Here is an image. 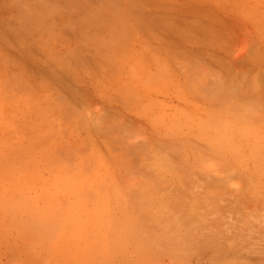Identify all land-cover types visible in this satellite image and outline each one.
I'll use <instances>...</instances> for the list:
<instances>
[{"label": "rangeland", "instance_id": "374dc122", "mask_svg": "<svg viewBox=\"0 0 264 264\" xmlns=\"http://www.w3.org/2000/svg\"><path fill=\"white\" fill-rule=\"evenodd\" d=\"M156 263L264 264V0H0V264Z\"/></svg>", "mask_w": 264, "mask_h": 264}, {"label": "bare ground", "instance_id": "6f19581e", "mask_svg": "<svg viewBox=\"0 0 264 264\" xmlns=\"http://www.w3.org/2000/svg\"><path fill=\"white\" fill-rule=\"evenodd\" d=\"M12 39H13V38H12ZM15 42H16V41H15ZM44 61H45V60H44ZM194 64H195V63H194ZM196 66H197V65H196ZM197 67H198V66H197ZM250 83H251V82H250ZM34 84H35V83H34ZM252 84H253V82H252ZM69 106H70V105H69ZM70 107H71V106H70ZM71 108H72V107H71ZM116 128H117V127H116ZM118 128H119V127H118ZM120 128H121V127H120ZM120 128H119V130H120ZM121 130H122V129H121ZM121 130H120V131H121ZM124 130H125V129H124ZM125 131H126V130H125ZM122 132H123V131H122ZM143 149H144V147H143ZM146 149H147V148H146ZM131 150H132V149H131ZM134 150H135V149H134ZM161 150H162V149H161ZM157 152H158V151H157ZM169 152H170V151H169ZM158 153H159V152H158ZM179 157H180V156H179ZM181 157H182V159H184L183 156H181ZM184 157H185V156H184ZM168 158H169V157H168ZM168 158H167V159H168ZM164 159H165V158H164ZM182 159H181V160H182ZM169 160H170V159H169ZM178 160H179V159H178ZM172 161H173V160H172ZM186 161H187V160H186ZM160 162H161V161H160ZM165 162H166V161L163 162V160H162V163L166 166L167 163H165ZM178 162H179V161H178ZM188 162H189V161H188ZM162 163H161V164H162ZM170 163H171V160H170ZM159 164H160V163H159ZM178 164H179V163H178ZM178 164H177V165H178ZM175 166H176V165H175ZM190 166H191V165H190ZM172 167H174V166H172ZM179 167H180V166H179ZM183 167H184V166H183ZM186 169H187V168H186ZM163 170H164V169H163ZM167 170H168V168H167ZM169 171H170V170H169ZM189 171H190V170H189ZM191 171H192V170H191ZM193 171H194V170H193ZM148 173H149V172H148ZM187 173H188V172H187ZM191 173H192V172H191ZM195 173H196V172H195ZM200 173H201V172H200ZM181 176H182V175H181ZM181 176H180V177H181ZM188 176H189V175H188ZM192 176H193V175H192ZM199 176H200V175H199ZM162 177H163V176H162ZM187 178H188V177H187ZM201 178H204V176L201 177ZM201 178H200V179H201ZM156 179H157V177H156ZM161 179H162V178H161ZM182 179H183V177H182ZM191 179H192V178H191ZM158 180H160V179H158ZM154 181H155V180H154ZM189 181H190V180H189ZM189 181H187V182H189ZM185 182H186V181H185ZM187 182H186V183H187ZM147 183L149 184V182H147ZM151 183H154V182H151ZM164 183H165V182H164ZM195 183H196V182H195ZM195 183H194V184H195ZM148 184H147V185H148ZM159 184H160V183H159ZM168 184H169V183H167L166 186H167ZM170 184H171V183H170ZM192 184H193V183H192ZM154 185H155V184H154ZM160 185H161V184H160ZM185 185H186V184H185ZM189 185H190V184H189ZM205 185H206V184H205ZM176 186H177V185H176ZM176 186H175V187H176ZM188 187H189V186H188ZM206 187H207V185H206ZM145 188H146V187H145ZM171 188H172V187H171ZM193 188H194V187H193ZM195 188H196V186H195ZM161 189H162V187H161ZM164 189H165V188H164ZM196 189H197V188H196ZM145 191H146V190H145ZM145 191H144V193H145ZM147 191H148V190H147ZM139 192H140V190H139ZM155 192H156V191H155ZM160 192H162V191H160ZM167 193H168V192H167ZM165 195H166V194H165ZM148 196H149V195H148ZM168 196H169V195H168ZM170 196H171V195H170ZM176 196H177V195H176ZM172 197H173V196H172ZM177 197H178V196H177ZM185 197H186V196H185ZM187 198H188V197H187ZM176 199H177V198H176ZM176 199H175V200H176ZM209 199H210V198H209ZM223 199H224V198H223ZM132 200H133V199H132ZM172 200H173V199H172ZM175 200H174V201H175ZM190 200H191V199H190ZM174 201H173V202H174ZM187 201H189V200H187ZM130 206H131V205H130ZM132 206H133V205H132ZM141 206H142V205H141ZM175 206H176V205H175ZM149 207H150V205H149ZM149 207H148V208H149ZM143 209H144V208H143ZM150 209H151V208H150ZM139 210H140V209H139ZM146 210H147V209H146ZM155 210H156V209H155ZM181 210H182V209H181ZM198 210H199V209H198ZM147 211H148V210H147ZM157 211L159 212V211H161V210H157ZM172 211H173V210H172ZM190 211H191V210H190ZM204 211H205V210H204ZM143 212H144V211H143ZM164 212H165V211H164ZM164 212H163V213H164ZM179 212H180V211H179ZM183 212H184V211H183ZM141 213H142V212H141ZM141 213H140V214H141ZM154 213H155V212H154ZM159 213H160V212H159ZM187 213H188V212H187ZM238 213H239V212H238ZM144 214H145V213H144ZM157 214H158V213H157ZM157 214H154V215H157ZM184 214H186V213H184ZM146 215H149V214L146 213ZM150 215H152V214H150ZM160 215H161V213H160ZM172 215H173V214H172ZM180 215H181V212H180ZM190 215H191V214H190ZM237 215H238V214H237ZM158 216H159V215H158ZM158 216H157V217H158ZM165 216H166V215H165ZM142 217H144V216H142ZM142 217H139V216L136 217V219H137V218H140V220H139V219L137 220V223H138V221H140V222H141V221H145V219L148 220V218H149V216H148V217L145 218V219H144V218L141 219ZM157 217L154 216V218H157ZM159 218H160V217H159ZM208 218H209V217H208ZM157 219H158V218H157ZM161 219H162V216H161ZM211 219H212V218H211ZM151 220H152V219H151ZM151 220H149V221H151ZM159 220H160V219H159ZM159 220H158V221H159ZM164 220H166V219H164ZM242 220H243V219H242ZM153 221H154V220H153ZM158 221H157V222H158ZM209 221H210V220H209ZM238 221H239V220H238ZM261 221H262V220H261ZM140 222H139V223H140ZM154 222H155V221H154ZM157 222H156V223H157ZM179 222H180V221H179ZM236 222H237V221H236ZM139 223H138V224H139ZM144 223L147 224V221H145ZM156 223H154V224H156ZM140 224H141V223H140ZM149 224H150V223L148 222V225H149ZM154 224H153V225H154ZM163 224H164V223H163ZM166 224H167V223H166ZM178 224H179V223H178ZM142 225H143V224H142ZM144 225H145V224H144ZM144 225H143V226H144ZM156 225H157V224H156ZM188 225H189V224H188ZM217 225H218V224H217ZM220 225H221V224H220ZM237 225H238V224H237ZM257 225H258V224H257ZM260 225H261V224H260ZM143 226H142V227H143ZM146 226H147V225H146ZM162 226H165V225H162ZM254 226H255V225H254ZM127 227H128V226H127ZM144 227H145V226H144ZM151 227H152V226H151ZM185 227H186V226H185ZM214 227H215V226H214ZM214 227H213V229H214ZM158 228H159V227H158ZM180 228H181V227H180ZM219 228H220V227H219ZM258 228H259V227H258ZM124 229H127V228H124ZM128 229H129V228H128ZM149 229H150V228H149ZM165 229H166V228H165ZM167 229H168V227H167ZM223 229H224V228H223ZM250 229H251V228H250ZM140 230L143 231L142 229H140ZM144 230H145V229H144ZM215 230H216V229H215ZM220 230H222V228H220ZM254 230H255V229H254ZM146 231H147V230H146ZM153 231H154V230H153ZM153 231H152V232H153ZM156 231H157V230H156ZM161 231H162V230H161ZM164 231H166V230H164ZM184 231H185V230H184ZM228 231H229V230H228ZM258 231H259V230H258ZM144 232H145V231H144ZM193 232L195 233V230H194ZM197 232H198V231H197ZM204 232H205V231H204ZM222 232H223V231H222ZM226 232H227V231H226ZM137 233H138V232H137ZM149 233H150V232H148V234H149ZM186 233H187V232H186ZM199 233H202V232H199ZM206 233H207V232H206ZM216 233H217V232H216ZM219 233H220V232H219ZM229 233H230V232H229ZM248 233H249V232H248ZM160 234H161V233H160ZM183 234H184V233H183ZM204 234H205V233H204ZM230 234H231V233H230ZM257 234H259V233H257ZM140 235H141V234H140ZM151 235H152V233H151ZM164 235H165V234H164ZM166 235H169V233L166 234ZM166 235H165V237H166ZM170 235H171V234H170ZM187 235H188V234H187ZM213 235H214V234H213ZM213 235H212V237H213ZM228 235H229V234H228ZM247 235H248V234H247ZM260 235H261V234H260ZM137 236H138V235H137ZM162 236H163V235H162ZM190 236H191V235H190ZM199 236H200V235H199ZM208 236H209V235H208ZM223 236H224V235H223ZM230 236H231V235H230ZM255 236H256V235H255ZM257 236H259V235H257ZM262 236H263V235H262ZM150 237H151V236H150ZM183 237H184V236H183ZM195 237H196V236H195ZM200 237H201V236H200ZM202 237H203V235H202ZM219 237H220V236H219ZM225 237H226V236H225ZM227 237H228V236H227ZM244 237H245V236H244ZM139 238H140V237H139ZM139 238H138V239H139ZM146 238H147V237H146ZM152 238H153V237H152ZM154 238H155V237H154ZM256 238H257V237H256ZM262 238H263V237H262ZM141 239H142V238H141ZM144 239H145V238H144ZM147 239H149V238H147ZM136 240H137V238H136ZM142 240H143V239H142ZM184 240H185V239H184ZM184 240H182V242H183ZM188 240H189V239H188ZM197 240H198V239H197ZM209 240L211 241V239H209ZM214 240H215V239H214ZM256 240H258V239H256ZM261 240H263V239H261ZM174 241H175V240H174ZM176 241H177V240H176ZM249 241H250V240H249ZM259 241H260V240H259ZM158 242H159V241H158ZM177 242H178V241H177ZM177 242H176V244H177ZM194 242H196V241H194ZM207 242H208V241H207ZM260 242H261V241H260ZM180 243H181V240H180ZM180 243H179V244H180ZM160 244H161V243H160ZM168 244H169V243H168ZM172 244L174 245L173 242H172ZM172 244H171V245H172ZM260 244H261V243H260ZM262 244H263V243H262ZM189 246H190V243H189ZM172 247H173V246H172ZM175 247H177V245H175ZM179 248H180V247H179ZM187 248H188V247H187ZM173 249H175V248H173ZM186 250H187V249H186ZM176 251H177V249H176ZM138 253H139V252H138ZM155 253H157V252H155ZM174 253H175V252H174ZM182 253H183V252H182ZM183 255H184V254H183ZM185 255H186V254H185ZM168 256H169V255H168ZM158 257H159V256H158ZM163 258H164V256H163ZM243 261H244V260H243ZM172 262H173V261H172ZM156 264H157V263H156ZM161 264H162V263H161ZM244 264H246V263H244Z\"/></svg>", "mask_w": 264, "mask_h": 264}]
</instances>
